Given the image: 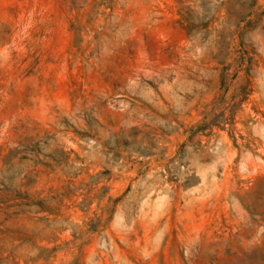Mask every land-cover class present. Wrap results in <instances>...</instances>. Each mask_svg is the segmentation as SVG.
<instances>
[{"label":"rangeland","instance_id":"1","mask_svg":"<svg viewBox=\"0 0 264 264\" xmlns=\"http://www.w3.org/2000/svg\"><path fill=\"white\" fill-rule=\"evenodd\" d=\"M0 264H264V0H0Z\"/></svg>","mask_w":264,"mask_h":264}]
</instances>
